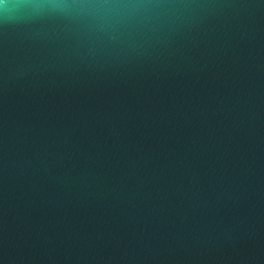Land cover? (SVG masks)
I'll return each instance as SVG.
<instances>
[{
    "label": "water",
    "instance_id": "95a60500",
    "mask_svg": "<svg viewBox=\"0 0 264 264\" xmlns=\"http://www.w3.org/2000/svg\"><path fill=\"white\" fill-rule=\"evenodd\" d=\"M0 264H264V0H0Z\"/></svg>",
    "mask_w": 264,
    "mask_h": 264
}]
</instances>
